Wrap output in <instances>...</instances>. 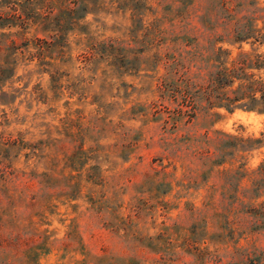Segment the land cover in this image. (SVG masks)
I'll return each instance as SVG.
<instances>
[{
    "label": "rangeland",
    "instance_id": "374dc122",
    "mask_svg": "<svg viewBox=\"0 0 264 264\" xmlns=\"http://www.w3.org/2000/svg\"><path fill=\"white\" fill-rule=\"evenodd\" d=\"M227 1L0 0V264H264V114L200 89L264 53Z\"/></svg>",
    "mask_w": 264,
    "mask_h": 264
},
{
    "label": "trees",
    "instance_id": "16d2710c",
    "mask_svg": "<svg viewBox=\"0 0 264 264\" xmlns=\"http://www.w3.org/2000/svg\"><path fill=\"white\" fill-rule=\"evenodd\" d=\"M227 2L222 0L223 8ZM255 10L253 9L250 16H246V30L235 31L232 43L246 42L251 47L264 46L263 28H257V22L264 23V17ZM225 11L230 10L225 8ZM212 51V64H205L208 77L205 85L200 88L206 100L231 112L235 109H243L247 112L264 114V53L246 51V55L239 56L228 66L227 62L221 61L223 52L221 48L216 50L213 47ZM236 81L238 84L234 86ZM186 84H189V80ZM185 87L188 89V86ZM183 99L184 106L193 109L191 97L186 94ZM190 111L177 110L176 113L177 115L188 113L190 117ZM247 143H250V146L264 147V141L260 140H250ZM250 146L246 145V151L251 150L248 149Z\"/></svg>",
    "mask_w": 264,
    "mask_h": 264
}]
</instances>
